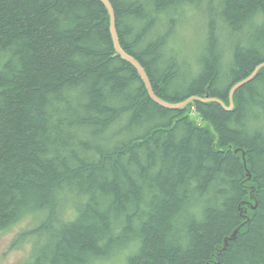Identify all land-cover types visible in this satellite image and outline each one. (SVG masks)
Returning <instances> with one entry per match:
<instances>
[{
	"label": "trees",
	"instance_id": "1",
	"mask_svg": "<svg viewBox=\"0 0 264 264\" xmlns=\"http://www.w3.org/2000/svg\"><path fill=\"white\" fill-rule=\"evenodd\" d=\"M110 2L168 103L230 108L264 64V0ZM233 103L154 102L100 0H0V234L31 218L25 264H264V68Z\"/></svg>",
	"mask_w": 264,
	"mask_h": 264
},
{
	"label": "rangeland",
	"instance_id": "2",
	"mask_svg": "<svg viewBox=\"0 0 264 264\" xmlns=\"http://www.w3.org/2000/svg\"><path fill=\"white\" fill-rule=\"evenodd\" d=\"M195 18L185 23V28L180 31L175 47L193 58L201 51V46L193 41L197 38ZM190 25V26H189ZM194 117V116H193ZM199 121L198 118H194ZM35 227L31 218L15 224L11 229L0 234V264H25L32 250V231ZM110 264H116L110 262Z\"/></svg>",
	"mask_w": 264,
	"mask_h": 264
},
{
	"label": "water",
	"instance_id": "3",
	"mask_svg": "<svg viewBox=\"0 0 264 264\" xmlns=\"http://www.w3.org/2000/svg\"><path fill=\"white\" fill-rule=\"evenodd\" d=\"M105 7L107 8L109 15H110V32H111V36L114 42V46H115V50L117 52V54L119 56H121L125 61L129 62L130 64H132L136 70L138 71L146 89L147 92L149 94V96L151 97V99L156 102L157 104L161 105L162 107L168 108V109H172V110H178V109H185L187 107V105L194 103L196 101L199 102H204V103H218L220 104L222 107H224L226 110H232L234 108V103H233V98L235 93L238 91V89H240L242 86H244L245 84H247L248 82H250L251 80H253L255 78V76L257 75V73L264 68V64L260 65L259 67H257L254 71V73L247 79H245L244 81L236 84L230 91V100H231V107L227 108L225 106V104L223 103V101H221L220 99H215V98H211L209 95L202 99L200 97H192L182 103L179 104H172V103H168L164 100H162L161 98H159L157 96V94L154 92L151 81L144 69V67L139 63V61H137L134 57L130 56L129 54H127L124 49L122 48L121 44H120V39L118 36V32H117V28H116V14H115V10L110 2V0H100ZM245 158V155H244ZM249 175V179H251V173L248 174ZM253 201H254V197H252ZM253 207V206H250ZM257 207V203L256 206H254L253 209H256ZM246 211H245V216L244 219L247 220V216H246ZM239 233V229H236L234 231V233L232 234L231 237L226 238V240L224 241V247L223 250H226L230 244L231 241H234L237 238V235Z\"/></svg>",
	"mask_w": 264,
	"mask_h": 264
},
{
	"label": "bare ground",
	"instance_id": "4",
	"mask_svg": "<svg viewBox=\"0 0 264 264\" xmlns=\"http://www.w3.org/2000/svg\"><path fill=\"white\" fill-rule=\"evenodd\" d=\"M250 174V173H249ZM249 176V175H248ZM251 177H252V175H251Z\"/></svg>",
	"mask_w": 264,
	"mask_h": 264
}]
</instances>
